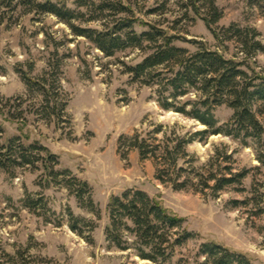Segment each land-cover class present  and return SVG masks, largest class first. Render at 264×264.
<instances>
[{
    "label": "rangeland",
    "instance_id": "obj_1",
    "mask_svg": "<svg viewBox=\"0 0 264 264\" xmlns=\"http://www.w3.org/2000/svg\"><path fill=\"white\" fill-rule=\"evenodd\" d=\"M46 1L86 14L84 20L73 22L74 27L105 31L117 19H132L136 34L147 31L140 24L146 23L178 37L173 44L189 54L201 45L242 63L250 76L264 75L263 53L247 56L233 33L223 36L230 28L250 29L264 46V0H216L221 18L211 27L202 20V11L195 16L190 8H181L189 0H119L132 14L105 12L106 18L89 23L90 8H79L81 0H37ZM107 1L117 3H89ZM143 47L105 57L53 15L17 1L10 7L0 5V146L17 140L25 148L41 149L31 152L37 158L33 167L0 170V264H154L137 256L135 240L126 233L127 251L106 241L110 199L129 190L147 194L181 219L182 229L191 235L174 249L167 264H210L202 255V247L210 244L248 264H264V165L257 161L264 147L222 135L194 138L182 148L177 162L185 171L178 181L186 186L174 191L155 180L156 170L166 168L167 161H141L135 150L119 143L137 135L149 145L158 144L156 156L164 157L166 144L171 149L177 141L205 130L192 119L163 111L157 87L144 86L128 72L152 53L147 44ZM22 75L46 81L44 89L57 95L56 105H66L60 118L43 117L44 95L38 88L30 91ZM198 98L192 90L176 106ZM232 114L226 106L216 107V127L228 123ZM47 154L54 164L46 161ZM225 168L246 176L218 193L204 189L201 178L221 176ZM71 179L87 187L82 202L75 196L78 187L67 185ZM40 198L44 210L27 207ZM71 217L79 221L78 232L70 229Z\"/></svg>",
    "mask_w": 264,
    "mask_h": 264
},
{
    "label": "trees",
    "instance_id": "obj_2",
    "mask_svg": "<svg viewBox=\"0 0 264 264\" xmlns=\"http://www.w3.org/2000/svg\"><path fill=\"white\" fill-rule=\"evenodd\" d=\"M14 1L19 2L20 5H31L38 13L55 16L67 24L77 37L85 38L92 43L105 57H112L115 53L128 48L144 50L143 45H148L146 48L152 53L139 64L128 68V72L135 80H142L144 86L157 87V102L163 111H174L205 127L204 131L194 133L189 140L177 141L171 149H168L166 144L164 157L156 156V152L160 150L158 144L149 145L137 135L130 139H120L119 143H122L128 150H135L141 161L152 159L157 163L162 159L169 163L166 168L162 166V169H157L155 172V180L162 185L168 184L174 191L185 188L186 183L178 181L185 171L177 167V162L181 158L179 154H182V148L192 143L194 138H200L206 134L222 135L239 140L243 145H247V141L250 140L258 148L264 147V75L252 73L250 76L243 70L242 63L227 60L220 53L211 52L201 45L196 53L189 54L186 49L173 44L175 41H180L178 37L170 36L166 31L146 23H140L142 27L147 28V31L140 34L134 32L132 25L135 22L128 18L113 21V26L106 27L105 31L74 27L73 22L84 20L86 14L71 11L63 4L55 5L50 1L40 3L37 0H0V5L10 7ZM215 2L216 0H189L181 8L184 11L190 8L195 16H201L202 11L205 17L202 20L207 27H211L221 18ZM78 7L90 8L86 19L88 23L106 18L103 15L105 12L132 14L130 8L122 6L119 0L115 4L107 1L99 5H93L89 3V0H81L78 1ZM230 33L238 39L247 56L258 52L264 54V46L255 40L257 35L254 31L230 28L223 31V36ZM22 76L30 91L38 88L37 90L43 93L44 105L41 107L43 117L48 118L54 115L60 118L66 105H56L57 95L44 89L46 81L38 83L28 79L26 75ZM192 90L198 94V100L176 106V101L189 95ZM51 103L52 107H50ZM188 106L190 109L187 111ZM219 106H226L232 110L233 114L228 123L216 127L213 112ZM153 141L156 142V139ZM16 143L17 140H13L8 143L7 147L0 146V170L8 172L12 168L33 167L37 162V158L32 157L31 152L41 150L40 148L34 146L25 148ZM46 161L54 164L50 154H47ZM257 161L264 165L263 152L257 153ZM45 169L50 170V175L55 177L49 165ZM223 172L225 173L221 176L211 174L205 179L201 178L204 189L218 193L226 187L239 184L246 176V173L236 175L230 168L223 169ZM10 177L13 178L14 175ZM210 182H213L212 187H209ZM67 185L72 188L73 186L78 187L74 191L75 196L78 201L82 202V197L86 194V185L77 183L73 179L68 181ZM42 202L41 198L35 202L29 201L27 207L36 211L41 206L44 210ZM107 211L110 224L105 231L106 241L112 243L120 251H127L130 246L124 239L126 233L135 240L132 246L137 256L144 261L167 264L174 257V249L181 247L191 238V235L182 229L181 219L168 213L158 202L142 191L129 190L121 197H112ZM70 222V229L78 232L79 221L71 217ZM202 255L210 264H248L243 258L213 244L204 245Z\"/></svg>",
    "mask_w": 264,
    "mask_h": 264
}]
</instances>
